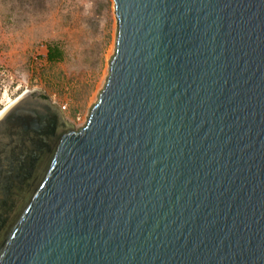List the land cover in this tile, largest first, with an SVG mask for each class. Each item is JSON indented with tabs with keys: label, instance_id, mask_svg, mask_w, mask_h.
<instances>
[{
	"label": "water",
	"instance_id": "1",
	"mask_svg": "<svg viewBox=\"0 0 264 264\" xmlns=\"http://www.w3.org/2000/svg\"><path fill=\"white\" fill-rule=\"evenodd\" d=\"M76 129L0 115V264H264V0H111Z\"/></svg>",
	"mask_w": 264,
	"mask_h": 264
},
{
	"label": "rangeland",
	"instance_id": "2",
	"mask_svg": "<svg viewBox=\"0 0 264 264\" xmlns=\"http://www.w3.org/2000/svg\"><path fill=\"white\" fill-rule=\"evenodd\" d=\"M42 1L35 10H25L14 0H0V111L35 89L76 129L107 74V58L114 49L113 4ZM51 44L61 52L56 62L46 59Z\"/></svg>",
	"mask_w": 264,
	"mask_h": 264
},
{
	"label": "trees",
	"instance_id": "3",
	"mask_svg": "<svg viewBox=\"0 0 264 264\" xmlns=\"http://www.w3.org/2000/svg\"><path fill=\"white\" fill-rule=\"evenodd\" d=\"M17 4L18 9H24L27 10L28 8L30 10H35L38 6H41L42 0H14ZM27 12V11H26ZM61 58V52L56 46V44H51L47 48L46 52V59L49 62H56L60 60Z\"/></svg>",
	"mask_w": 264,
	"mask_h": 264
},
{
	"label": "bare ground",
	"instance_id": "4",
	"mask_svg": "<svg viewBox=\"0 0 264 264\" xmlns=\"http://www.w3.org/2000/svg\"><path fill=\"white\" fill-rule=\"evenodd\" d=\"M109 56H111V54L108 55L107 60H109V58H110ZM16 99H17V98H16ZM16 99H15V100H16ZM15 100H13L12 102H10V103H9L4 109H2V110L0 111V115H1V114L3 113V111H5V109H7V107H9V106H10Z\"/></svg>",
	"mask_w": 264,
	"mask_h": 264
}]
</instances>
